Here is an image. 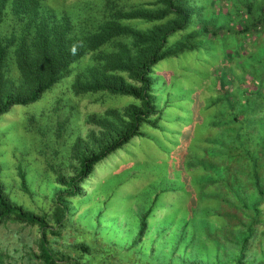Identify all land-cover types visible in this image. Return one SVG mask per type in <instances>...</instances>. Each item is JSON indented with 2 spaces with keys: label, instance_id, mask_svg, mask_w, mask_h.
<instances>
[{
  "label": "trees",
  "instance_id": "obj_1",
  "mask_svg": "<svg viewBox=\"0 0 264 264\" xmlns=\"http://www.w3.org/2000/svg\"><path fill=\"white\" fill-rule=\"evenodd\" d=\"M139 3L0 0V115L13 105L34 102L59 83L66 86V79H70L69 90L75 97L105 93L131 100L85 115L84 122L91 128L71 145L79 169L71 177H56L55 182L66 189L54 194L50 213L23 209L7 197L0 183V225L15 223L38 229L37 251L28 253L37 264H89L48 246L46 235L58 234L52 226L59 229L64 225L65 198L79 194L81 181L97 162L134 137H143L142 127L159 129L167 96L159 98L152 92L155 81L161 79L155 74L157 63L203 54L214 46L216 37H233L235 41L223 53L219 50L215 59L208 56L214 60L209 68L218 85L208 103L193 95L196 107L187 112L198 113L193 128L197 138L190 147H178L186 160L182 173L191 169L187 174L192 175L197 169L193 165L214 173L197 181L198 189L193 191L197 201L216 202L218 209L209 210L205 204L206 212L199 216L207 217L208 225L209 216L217 223L206 237L213 250L206 259L187 255L193 230L187 236L181 231L175 240L180 248L174 246L166 252L165 264H264V0ZM93 7L97 9L87 15ZM79 63L82 66L73 67ZM73 69L77 71L72 73ZM181 184L189 190L186 182ZM21 185L24 188L23 182ZM210 185L211 196L205 192ZM165 188L169 190L163 187L160 192ZM190 208L186 212H190L186 214L189 219L198 205ZM152 211L150 203L140 213L132 245L142 235ZM183 223L186 228L188 220ZM220 229L224 237H220ZM170 235L173 239L174 233ZM75 246L86 257L93 251L83 241ZM3 257L0 251V264H5Z\"/></svg>",
  "mask_w": 264,
  "mask_h": 264
},
{
  "label": "rangeland",
  "instance_id": "obj_2",
  "mask_svg": "<svg viewBox=\"0 0 264 264\" xmlns=\"http://www.w3.org/2000/svg\"><path fill=\"white\" fill-rule=\"evenodd\" d=\"M130 1L138 5L144 0ZM95 8H89L87 15ZM92 21L96 24L93 17ZM232 40L235 41L233 37L222 39L218 36L214 46L203 54L184 55L171 60L170 64L164 60L157 63L155 74L161 79L155 81L152 92L159 94V98L162 94L167 96L159 129L142 127L143 137H134L95 164L81 181L79 194L65 198L67 214L63 227L52 226L58 234L46 235L50 248L89 264H165L166 252L174 246L180 248L175 241L177 233L184 231L187 236L193 230L192 246L187 255L197 254L202 259L210 256L213 244L206 237L217 223L209 216L211 225H208L207 217L199 216L206 212L205 204L209 210L218 208L216 202L197 201L194 192L198 189L197 181H205L214 173L204 172L203 167L198 169L196 165L192 166L197 168L192 175H189L191 169L182 173L186 160L178 147H190L197 138L193 128L198 113L192 116L187 110L196 107L193 95L197 101L208 103L211 100L218 83L212 80V67L209 66L220 52L229 48ZM218 65L219 62L214 67ZM79 66L81 63L73 67ZM76 71L73 69L72 73ZM66 82L69 84L70 79ZM68 84L59 83L34 102L13 105L0 115V183L11 201L28 211L50 213L54 194L64 193L66 189L55 182L56 177H71L78 171V160L71 156V145L77 136L84 137L91 128L84 122L85 115L131 102L129 98H115L105 93L75 97ZM226 88L230 90L231 86ZM183 125H187L184 132L180 129ZM200 142L204 145L202 139ZM205 163L210 166L209 161ZM183 181L189 190L181 184ZM163 187L169 190L165 188L160 192ZM211 187L205 191L210 196ZM150 203L153 211L145 220L139 240L132 245L140 213ZM191 205H198V211L192 212L194 216L189 219L186 214L190 212H186L192 209ZM185 220H188L186 228L183 226ZM221 232L223 229L218 233L224 237ZM171 233H174L173 239ZM37 237L35 226L0 225V251L4 253V263L37 264L35 259L28 257V253L37 251ZM81 241L93 250L88 257L75 246Z\"/></svg>",
  "mask_w": 264,
  "mask_h": 264
}]
</instances>
